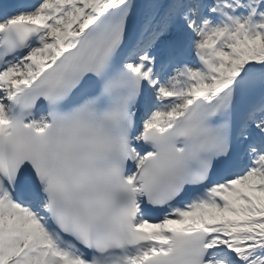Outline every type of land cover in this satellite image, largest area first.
Returning a JSON list of instances; mask_svg holds the SVG:
<instances>
[{
	"label": "snow or ice",
	"instance_id": "snow-or-ice-1",
	"mask_svg": "<svg viewBox=\"0 0 264 264\" xmlns=\"http://www.w3.org/2000/svg\"><path fill=\"white\" fill-rule=\"evenodd\" d=\"M0 264H264V0H0Z\"/></svg>",
	"mask_w": 264,
	"mask_h": 264
}]
</instances>
